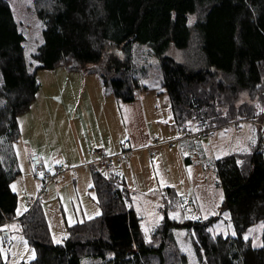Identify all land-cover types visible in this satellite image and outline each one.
<instances>
[{
    "label": "trees",
    "instance_id": "16d2710c",
    "mask_svg": "<svg viewBox=\"0 0 264 264\" xmlns=\"http://www.w3.org/2000/svg\"><path fill=\"white\" fill-rule=\"evenodd\" d=\"M33 1L41 22V41L29 54L34 69H83L96 74L117 101L129 103L145 79L132 58V45L138 44L158 60L160 87L180 133L189 126L207 132L226 123H255L263 113L264 0ZM189 15H194L190 23ZM23 41L9 0H0V225L9 223V228L0 227V264H7L2 251L9 248L11 233L32 248L27 264H185L172 233L180 227L191 232L197 264H264L261 129L248 151L227 154L213 164L233 234H211V219L185 224L170 219V202L145 239L122 177L94 164L88 167L99 212L67 225L59 242L51 240L39 201L17 214L18 195L11 187L19 175L13 150L16 117L29 108L37 89ZM170 47L193 54L176 61L166 53ZM244 92L249 99L240 101ZM46 176L39 178L43 182ZM166 194L176 197L168 187ZM256 225L259 242L254 244L246 233Z\"/></svg>",
    "mask_w": 264,
    "mask_h": 264
},
{
    "label": "rangeland",
    "instance_id": "374dc122",
    "mask_svg": "<svg viewBox=\"0 0 264 264\" xmlns=\"http://www.w3.org/2000/svg\"><path fill=\"white\" fill-rule=\"evenodd\" d=\"M9 6L24 37L23 46L28 70L34 73L37 84L29 108L16 117L18 136L13 143V150L19 175L16 183L11 187L14 189L17 185V189L14 191L18 194L16 213L19 214L24 210L21 206V201L25 197H22L23 193L32 196L35 191L28 193L32 185L39 183L38 188L42 185L40 178L30 173L28 162L24 161L26 157L19 156L20 150L26 153H40L42 164L45 167L44 174H48L46 177H50L52 174L47 170L56 172L57 168L66 167L70 164V160H74L75 140L72 125H79V131L84 128L86 133L94 132V137H102L109 133L110 129L114 137L121 134L120 138H123L124 128L119 124L114 99L110 96L109 91L101 85L96 74L87 73L83 69L68 70L61 65L50 70L34 69L36 63L29 58V54L41 41V22L36 14L37 6L34 5L33 0H9ZM193 18L194 15H189L188 22L190 23ZM132 47V58L140 69L144 70L143 77H145L139 82L135 96L141 100L148 130L151 133L156 131L161 133L165 123L171 120V114L167 96L159 83L158 60L149 53L145 46L133 44ZM108 51L114 53L113 49H108ZM187 52L193 54L191 49L182 51L172 47L166 53L176 61H185ZM262 87L263 84L254 91L258 93ZM248 99L249 95L246 92L239 95L240 101ZM262 106L264 107V103ZM259 115L257 123H226L215 126L207 132L200 131V139L181 138L182 140H178L181 141V144L174 141L172 148L162 154L168 171L160 172L159 179L151 180L147 171L129 179L130 185H134L131 190L128 189L131 205L141 217L140 229L145 239H147L152 226L160 222L163 205L170 202H173V205L169 204L170 209H168L170 219L181 224L194 219H211V224L208 226L211 234H233L226 213L221 207L222 192L215 183L213 164L227 154L248 151L259 129L264 137V110ZM104 119H113L114 127H109V129L105 127ZM188 128L186 129L192 133L197 129L194 126ZM181 134L179 131L176 137ZM165 144L170 147L168 143ZM167 153L170 155L167 156ZM180 154L190 161L186 164L183 162V165L177 162ZM128 160L127 156V160L124 162H128ZM58 164L63 165L58 166ZM112 165L113 162L110 167ZM148 166L150 167V165ZM78 169L82 173L85 172L83 168ZM110 170L112 168L108 167L105 171ZM49 184L39 201L43 203V208L46 211L51 240L59 242L66 234L67 225L92 216H86L83 213L85 217H81L78 203L81 204L93 192L90 189L89 194L87 191L84 194L74 192L72 182H68L64 189L65 196L60 198L61 209L58 208L57 211L56 197ZM167 187L173 190V194L176 196L174 199L167 196ZM46 195L47 198H45ZM1 226L9 228V223ZM11 228H15V226ZM259 230L260 226L256 225L246 233L253 238L254 244L259 242ZM172 233L179 252L185 257V264H197L191 245L190 230L180 227L173 229ZM9 237L11 244L9 248L2 251L7 264H27L33 257L32 248L17 233H11Z\"/></svg>",
    "mask_w": 264,
    "mask_h": 264
},
{
    "label": "crops",
    "instance_id": "0c3cea01",
    "mask_svg": "<svg viewBox=\"0 0 264 264\" xmlns=\"http://www.w3.org/2000/svg\"><path fill=\"white\" fill-rule=\"evenodd\" d=\"M105 96L107 95L105 94ZM112 98L114 99V102L116 104L119 124L121 127L124 128V139L120 138L122 136L121 134L114 137L113 132L109 129V127H114V125L112 124L113 119H104V126L108 127L109 133L102 135V137H94V132L86 133L87 131L84 128L82 129V131H79V125H72V131L75 140L74 160H70V164L68 166H62L61 170L57 168L56 172H54V170H47V172L51 173L52 176L54 175L49 185H51L52 193L56 197L57 211L58 208L61 209L60 198L65 196L64 189L66 188L68 182H72L74 192H81L82 194H84L87 191V194H89V189L92 190L91 177L88 167L91 164L88 163L91 160L90 150L94 147L101 149L102 153L108 156L117 154L121 150V144H124V146L129 150L127 154V156L129 157L128 162L114 159L113 165L112 167H110V169L112 168L116 173H118L122 177L127 190H131L134 186L130 185L131 182H129V179L134 178L135 175L138 176L139 174H142L147 171L149 178L153 180L154 178L159 179L160 172L163 171L165 173L166 171H168L166 167V161L162 154H164V152H167L168 149L172 148V142L175 141L174 139L181 137L180 135L176 137L179 132V128L172 122V118L170 121H167L165 123L161 133L159 131L151 133L147 128V122L145 119V114L140 99L136 98L135 96V99L133 101L125 103L117 101L113 96ZM166 141H172L170 147L166 146V144L164 143ZM178 142L181 144V141ZM156 143L160 144L156 145ZM19 154V156L26 157V159H24L25 163L27 159L31 157L36 158L41 163L43 162L41 161L42 159L40 153H26L20 150ZM168 155L170 154L167 153V156ZM185 160H188V162L190 161L187 157L180 154L177 162H180L183 165V162L185 163ZM60 165L63 164H58V166ZM148 165H150L151 168ZM78 168H83L85 172L82 173L81 171H79ZM16 180L17 178H15V180L12 182L13 186L16 183ZM38 184L39 183L33 184V188L31 187L28 193L36 191V189L40 185ZM15 189H17V185L14 190ZM24 196L26 197L27 195L23 193L22 197ZM45 198H47V195ZM40 204L42 205L43 203ZM21 206L25 210V205L23 201H21ZM78 210L81 212V217H85L83 216V213H85L86 216H95L98 214L99 210L94 201L92 193L91 196H88L85 200H83L81 204L78 203ZM44 213L46 217L45 209ZM57 214L59 215V213ZM89 217L91 216H88V218ZM58 218L60 219V217ZM64 225L66 226L65 223Z\"/></svg>",
    "mask_w": 264,
    "mask_h": 264
},
{
    "label": "built area",
    "instance_id": "2783aa9c",
    "mask_svg": "<svg viewBox=\"0 0 264 264\" xmlns=\"http://www.w3.org/2000/svg\"><path fill=\"white\" fill-rule=\"evenodd\" d=\"M255 123H257V121H255ZM184 132L185 133L180 135L181 136L180 139L188 138V137H193L194 139H200L201 137L200 131H196L192 133L191 131L187 130ZM178 139L179 138L174 139V140L177 141ZM171 142L172 141H166L164 143H168V145H171ZM128 152L129 150L124 146V144H121V150L117 154L111 155V156L104 155L101 149L94 147L90 150L91 160L88 164H94L102 168H107L111 166L114 159H120L121 161L127 160ZM28 165H29L31 173L34 176L44 178L45 167L41 162H39L36 158L31 157L28 159ZM61 169H62V166L59 167V170ZM53 177L54 175L45 178L44 181L42 182L41 187L38 188V191H35L32 196L24 197L23 201H24L26 210H29L33 205H36V203L39 201L40 196L44 194L45 192L44 189H46V186L53 179ZM7 222L8 220H5L2 222V224H7ZM6 245L7 243L3 242V244L1 245V248L2 249L5 248Z\"/></svg>",
    "mask_w": 264,
    "mask_h": 264
},
{
    "label": "snow or ice",
    "instance_id": "6c2138e0",
    "mask_svg": "<svg viewBox=\"0 0 264 264\" xmlns=\"http://www.w3.org/2000/svg\"><path fill=\"white\" fill-rule=\"evenodd\" d=\"M251 231V230H250ZM245 239H247V237H245ZM261 247H264V245H260Z\"/></svg>",
    "mask_w": 264,
    "mask_h": 264
}]
</instances>
